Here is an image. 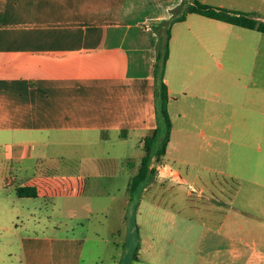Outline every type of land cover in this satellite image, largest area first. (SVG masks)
Listing matches in <instances>:
<instances>
[{"label":"crops","instance_id":"crops-1","mask_svg":"<svg viewBox=\"0 0 264 264\" xmlns=\"http://www.w3.org/2000/svg\"><path fill=\"white\" fill-rule=\"evenodd\" d=\"M182 1L0 0V130L45 132L51 156L77 161L56 163L68 169L77 166L73 175L83 172L86 161L131 159L128 145L142 152L143 138L156 125L154 24L169 18ZM200 1L264 21V0ZM10 15L12 22L6 19ZM214 62L222 73L215 72ZM262 63L263 32L193 12L174 22L165 73L172 122L169 142L173 137H212L214 122H228V129L236 126L243 147L261 142ZM228 76L242 86L236 100L232 92L219 89ZM166 154L167 149L163 158ZM249 158H254L255 168L249 187L214 186L232 202L242 190L247 192L246 199L242 194L243 200L229 204L237 212L224 211L221 218L211 214L206 223L189 220L187 224L196 227L194 243L176 255L175 264H264V168L260 156L251 153ZM169 168L173 175H160L157 168L154 179L164 182L187 175ZM204 185H198L200 190ZM72 188L63 193H79L80 188ZM40 192L38 187L37 196ZM208 200L211 203L200 209L219 210L215 192ZM238 211L254 223H239L237 229L243 235L262 233L256 242L231 234ZM147 257L151 264L161 262L154 250L149 249Z\"/></svg>","mask_w":264,"mask_h":264},{"label":"rangeland","instance_id":"rangeland-1","mask_svg":"<svg viewBox=\"0 0 264 264\" xmlns=\"http://www.w3.org/2000/svg\"><path fill=\"white\" fill-rule=\"evenodd\" d=\"M6 19L14 20L12 15ZM214 70L222 73L223 69L214 62ZM232 79H221L219 89L232 92L236 100L242 86ZM227 124L214 122L212 137H173L160 164L187 174L185 178L162 182L153 177L132 195L128 182L144 148L140 152L128 145L131 159L119 158L101 171L83 169L80 176L70 174L79 171L77 166L68 169L56 164L69 159L51 156L45 132L1 129L0 264H151L149 249L161 256L160 264H175L176 255L194 243L196 227L187 224L189 220L210 222L211 214L221 218L224 211L233 215L237 211L229 204L246 199L245 190L232 202L228 193L222 195L215 187L232 189L238 183L243 189L249 187L255 169L251 153L261 157L264 168V122L261 142L246 147L238 144L237 127L228 129ZM261 177L264 180V174ZM25 183L39 186V196H18L15 187ZM202 183L214 191L205 185L200 190ZM71 186L80 188L79 193H63ZM213 192L219 210L200 209L211 203L208 197ZM238 213L232 217L231 234L256 242L262 233L254 230L243 235L237 229L239 223L248 227L254 220Z\"/></svg>","mask_w":264,"mask_h":264},{"label":"trees","instance_id":"trees-1","mask_svg":"<svg viewBox=\"0 0 264 264\" xmlns=\"http://www.w3.org/2000/svg\"><path fill=\"white\" fill-rule=\"evenodd\" d=\"M190 12L256 29L264 33V21L256 19L252 14L204 3L200 0H183L179 6L172 10V15L169 18L159 20L154 24V29L158 35L153 65L156 125L143 138L144 154L139 159L136 171L132 174L127 186V190L131 195L139 186H146L153 179L157 165L161 163L170 140L172 122L168 111L169 91L165 82V73L169 58L171 26L174 22L183 20ZM110 162H115V160H96L94 164L86 161L83 163L82 169L90 170L93 164L94 169L101 171L104 170L102 168L105 167V164L108 166ZM79 175L81 176V174ZM38 187L33 183L18 184L15 187V192L21 197H36Z\"/></svg>","mask_w":264,"mask_h":264},{"label":"built area","instance_id":"built-area-1","mask_svg":"<svg viewBox=\"0 0 264 264\" xmlns=\"http://www.w3.org/2000/svg\"><path fill=\"white\" fill-rule=\"evenodd\" d=\"M157 168H158V173L160 175H163V174L173 175L175 173L173 169L169 168V166H167L165 164L159 163V165H157Z\"/></svg>","mask_w":264,"mask_h":264}]
</instances>
